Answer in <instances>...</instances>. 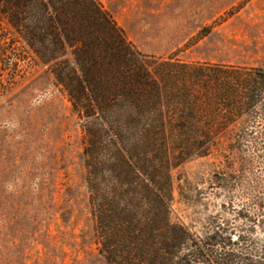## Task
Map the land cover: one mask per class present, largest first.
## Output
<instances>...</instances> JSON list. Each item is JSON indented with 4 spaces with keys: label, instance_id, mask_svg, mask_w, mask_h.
I'll return each mask as SVG.
<instances>
[{
    "label": "trees",
    "instance_id": "16d2710c",
    "mask_svg": "<svg viewBox=\"0 0 264 264\" xmlns=\"http://www.w3.org/2000/svg\"><path fill=\"white\" fill-rule=\"evenodd\" d=\"M0 18L80 122L89 214L108 264H264V243L254 259L247 237L224 224L202 234L184 224L171 176L259 109L264 67L145 54L97 0H0Z\"/></svg>",
    "mask_w": 264,
    "mask_h": 264
},
{
    "label": "rangeland",
    "instance_id": "374dc122",
    "mask_svg": "<svg viewBox=\"0 0 264 264\" xmlns=\"http://www.w3.org/2000/svg\"><path fill=\"white\" fill-rule=\"evenodd\" d=\"M97 1L145 54L264 67V0ZM12 37L0 18V264H108L89 214L80 122L50 71ZM258 107L171 176L184 224L202 234L222 223L261 260L264 94Z\"/></svg>",
    "mask_w": 264,
    "mask_h": 264
},
{
    "label": "water",
    "instance_id": "95a60500",
    "mask_svg": "<svg viewBox=\"0 0 264 264\" xmlns=\"http://www.w3.org/2000/svg\"><path fill=\"white\" fill-rule=\"evenodd\" d=\"M231 236H232L233 239H237L238 238V235L235 234V233H233Z\"/></svg>",
    "mask_w": 264,
    "mask_h": 264
}]
</instances>
